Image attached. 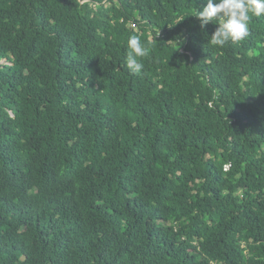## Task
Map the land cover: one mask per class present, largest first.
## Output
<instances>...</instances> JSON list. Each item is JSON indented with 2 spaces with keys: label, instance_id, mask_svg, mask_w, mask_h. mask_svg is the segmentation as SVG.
<instances>
[{
  "label": "trees",
  "instance_id": "16d2710c",
  "mask_svg": "<svg viewBox=\"0 0 264 264\" xmlns=\"http://www.w3.org/2000/svg\"><path fill=\"white\" fill-rule=\"evenodd\" d=\"M204 5L0 0V264H264V15Z\"/></svg>",
  "mask_w": 264,
  "mask_h": 264
},
{
  "label": "clouds",
  "instance_id": "9594fccd",
  "mask_svg": "<svg viewBox=\"0 0 264 264\" xmlns=\"http://www.w3.org/2000/svg\"><path fill=\"white\" fill-rule=\"evenodd\" d=\"M262 15L264 0H206L202 10L197 9L195 13L202 29L210 23L218 25L209 39V44L220 48L228 42L235 44L244 40L249 35V21ZM174 41L180 45L179 50L184 41ZM127 48V67L132 73L139 75L144 68L139 58L148 54V48L135 34L130 35Z\"/></svg>",
  "mask_w": 264,
  "mask_h": 264
}]
</instances>
